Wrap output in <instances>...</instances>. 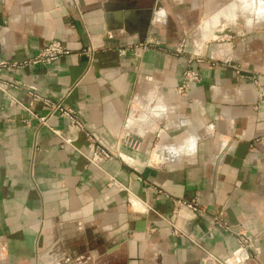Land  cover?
Wrapping results in <instances>:
<instances>
[{"label":"crops","instance_id":"crops-1","mask_svg":"<svg viewBox=\"0 0 264 264\" xmlns=\"http://www.w3.org/2000/svg\"><path fill=\"white\" fill-rule=\"evenodd\" d=\"M235 1L0 0V264H264V4Z\"/></svg>","mask_w":264,"mask_h":264},{"label":"built area","instance_id":"built-area-1","mask_svg":"<svg viewBox=\"0 0 264 264\" xmlns=\"http://www.w3.org/2000/svg\"><path fill=\"white\" fill-rule=\"evenodd\" d=\"M155 44L157 42L155 41H143L139 47H147L152 44ZM70 53V49L65 46L61 41L59 40H53L47 45L43 46L39 52L37 53L35 59L43 61L44 63H52L53 61L57 60L60 56L68 55ZM194 74V75H193ZM190 75L188 71L183 73V85L181 89L184 88V92L187 90V88L190 86L192 82H195L199 80V73L197 70H195V73ZM56 114L58 117L65 118L69 125L74 126L78 128L81 132L84 133V136L87 141V153H83L72 145L76 151H78L81 155H83L87 161L91 164H94L96 166H100L104 161L111 158V152L103 147L100 144H97L94 140V137L92 134L86 129L84 123L79 118L76 111L68 106L62 105V104H56L52 105L50 108L49 115ZM37 118V120L41 124H46V116H34ZM63 143H67L71 145L70 138L63 137ZM153 161H157L156 157L153 158ZM175 202L177 204H180L187 208L188 210L194 212V213H200L201 208L199 206V203L196 199L186 200V199H176ZM209 257L213 258V255H208ZM208 264H213L212 261L208 260Z\"/></svg>","mask_w":264,"mask_h":264},{"label":"rangeland","instance_id":"rangeland-1","mask_svg":"<svg viewBox=\"0 0 264 264\" xmlns=\"http://www.w3.org/2000/svg\"><path fill=\"white\" fill-rule=\"evenodd\" d=\"M235 2H237L236 3V5H239V6H241V5H244V3L245 2H251L253 5H254V7H261L264 3V1L263 0H243V2H241V0H236ZM186 38V37H185ZM185 38H183V40H182V45L181 46H179V47H177L173 52L174 53H177L178 55H182V54H184L183 53V49H184V47H185ZM153 40V39H152ZM147 47H160V44H159V41H157V43H153L152 45H150V46H147ZM223 64H225V65H229V64H232V65H236L237 66V68H238V66H240L237 62H233V61H227V62H223ZM195 70H196V68H194L190 63H189V65H186L185 67H184V69H183V73L184 72H186V71H188L189 73H190V75L191 74H193V73H195ZM241 71H244L245 73H247V74H251V76H253V78H254V80L256 79V77H257V75H261V74H264V71H255V70H246V69H243V68H241ZM194 75V74H193ZM182 85H183V80L181 81V83L178 85V87H177V90L179 91V92H183L184 93V88L183 89H181V87H182ZM111 152V151H110ZM111 154H113L112 152H111ZM112 156V155H111ZM97 259V258H96ZM98 261L100 260V261H102L103 260V256L102 255H100L99 256V258L97 259Z\"/></svg>","mask_w":264,"mask_h":264},{"label":"water","instance_id":"water-1","mask_svg":"<svg viewBox=\"0 0 264 264\" xmlns=\"http://www.w3.org/2000/svg\"><path fill=\"white\" fill-rule=\"evenodd\" d=\"M142 13V15H144L145 17H144V19H143V21L146 23V24H149V21H150V18H151V16H152V13L151 14H148L147 12H141ZM146 26V25H145Z\"/></svg>","mask_w":264,"mask_h":264},{"label":"bare ground","instance_id":"bare-ground-1","mask_svg":"<svg viewBox=\"0 0 264 264\" xmlns=\"http://www.w3.org/2000/svg\"><path fill=\"white\" fill-rule=\"evenodd\" d=\"M94 165V164H93ZM239 257V256H238ZM239 260V259H238ZM239 262V261H238Z\"/></svg>","mask_w":264,"mask_h":264}]
</instances>
